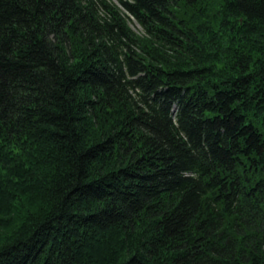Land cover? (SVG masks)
I'll use <instances>...</instances> for the list:
<instances>
[{
    "label": "trees",
    "instance_id": "1",
    "mask_svg": "<svg viewBox=\"0 0 264 264\" xmlns=\"http://www.w3.org/2000/svg\"><path fill=\"white\" fill-rule=\"evenodd\" d=\"M117 1L0 0V264H264V0Z\"/></svg>",
    "mask_w": 264,
    "mask_h": 264
},
{
    "label": "rangeland",
    "instance_id": "2",
    "mask_svg": "<svg viewBox=\"0 0 264 264\" xmlns=\"http://www.w3.org/2000/svg\"><path fill=\"white\" fill-rule=\"evenodd\" d=\"M113 1L116 2V3L118 2L117 0H113ZM131 25L137 31H141L142 30L141 26L138 25L137 23H132Z\"/></svg>",
    "mask_w": 264,
    "mask_h": 264
}]
</instances>
